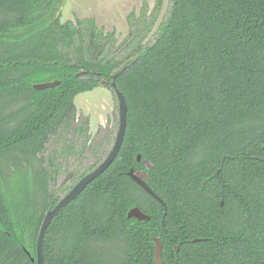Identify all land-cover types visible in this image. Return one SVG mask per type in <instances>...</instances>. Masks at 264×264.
Instances as JSON below:
<instances>
[{
	"label": "trees",
	"instance_id": "trees-1",
	"mask_svg": "<svg viewBox=\"0 0 264 264\" xmlns=\"http://www.w3.org/2000/svg\"><path fill=\"white\" fill-rule=\"evenodd\" d=\"M170 1L152 45L154 18L130 16L115 58L94 20L62 21L63 0H0V264H35L60 201L47 145L74 130L79 95L133 63L116 79L118 157L53 219L45 264H157L156 240L162 264H264V0Z\"/></svg>",
	"mask_w": 264,
	"mask_h": 264
},
{
	"label": "rangeland",
	"instance_id": "rangeland-1",
	"mask_svg": "<svg viewBox=\"0 0 264 264\" xmlns=\"http://www.w3.org/2000/svg\"><path fill=\"white\" fill-rule=\"evenodd\" d=\"M60 7L63 22L92 19L105 35L112 34L115 42L107 48L115 52L113 57L121 58L131 34L130 16L140 18L146 13L154 18L152 32L143 42L146 46L152 45L160 25L169 17L172 3L170 0H63ZM106 84L76 98L75 123L83 133L77 135L70 130L52 136L43 154L45 161L59 168L61 175L52 189L61 198L64 194L60 195L57 186L68 176L70 168L78 171L71 182L75 184L83 174L101 165L115 145L120 127V103L116 93ZM139 174L143 178L147 176L145 172Z\"/></svg>",
	"mask_w": 264,
	"mask_h": 264
},
{
	"label": "water",
	"instance_id": "water-1",
	"mask_svg": "<svg viewBox=\"0 0 264 264\" xmlns=\"http://www.w3.org/2000/svg\"><path fill=\"white\" fill-rule=\"evenodd\" d=\"M135 63L131 64L130 66L124 67L119 73H117L113 79L114 82L111 84V88L113 91L116 93V96L119 100L120 103V127H119V132L116 138L115 145L110 152L109 156L106 158V160L99 165L92 173L88 174L85 176L72 190L71 192L61 199L57 206L49 211L46 214L44 223L42 225V228L40 230L39 238H38V244H37V257L36 259L31 258L32 262H36V264H45L44 260V254H43V247H44V241L45 237L48 231V228L50 227L52 221L54 218H56L61 211L69 206L73 201H75L84 191L85 189L98 177H100L107 169L110 168V166L114 163L116 158L118 157V154L121 150V147L123 145L124 137L126 134V129H127V101L123 94L120 92V90L117 87L116 79L125 73L131 66H133ZM60 83L59 82H46L43 84H38L35 85L34 88L36 90H45L49 88H55L58 86ZM139 161L141 160V157L139 156ZM129 176L131 179L138 184L142 189H144L149 195H151L153 198L158 200L159 202L163 203V201L153 192V190L149 187L145 179L134 169H132L129 172ZM218 176V173L216 174ZM129 219L135 218L139 222H144V221H149L150 217L143 213L139 208H134L130 211L128 215ZM199 241V240H196ZM176 250L179 251V247H176ZM27 252V251H26ZM28 256L31 257V254L28 253ZM162 245L161 243L156 240V261L157 264H162Z\"/></svg>",
	"mask_w": 264,
	"mask_h": 264
},
{
	"label": "flooded vegetation",
	"instance_id": "flooded-vegetation-1",
	"mask_svg": "<svg viewBox=\"0 0 264 264\" xmlns=\"http://www.w3.org/2000/svg\"><path fill=\"white\" fill-rule=\"evenodd\" d=\"M82 21V20H81ZM74 23V22H73ZM75 24H77V23H75ZM115 53V52H114ZM103 83H105L104 81H103ZM102 84V83H101ZM107 85V84H106ZM108 86V85H107ZM112 89V88H111ZM73 126H74V130H76L77 128H80V127H78V126H76V123H75V120H74V123H73ZM74 130H71L72 132L74 131ZM74 133H76L77 135H81L79 132H76V131H74ZM45 166L48 168V170L50 171V172H53V177H54V183H56V184H58V182H57V179L59 178V176L61 175L60 174V172H59V168L57 167V165H55V166H53V164L48 160V161H45ZM70 172H69V174H68V176L65 178V180L64 181H62L60 184H59V186H57V188L59 189V191H60V195H61V193H63L64 195L62 196V198H61V196H58L57 194H55V197L56 198H59L60 200L61 199H63L64 197H66L70 192H71V190L85 177V176H87L88 174H90V173H92L93 171L91 170L90 171V173H85V174H83L82 176H81V179L80 180H78L75 184H71V182L72 181H74L75 179H76V175H77V173H78V171H76V170H74V169H71L70 168V170H69ZM139 173V172H138ZM53 183V184H54ZM59 194V193H58ZM30 257V256H29ZM37 257V256H36ZM30 258H32V257H30ZM34 259H36V258H34ZM33 263H35L36 264V262H33Z\"/></svg>",
	"mask_w": 264,
	"mask_h": 264
}]
</instances>
